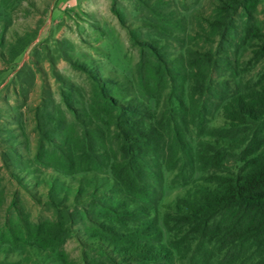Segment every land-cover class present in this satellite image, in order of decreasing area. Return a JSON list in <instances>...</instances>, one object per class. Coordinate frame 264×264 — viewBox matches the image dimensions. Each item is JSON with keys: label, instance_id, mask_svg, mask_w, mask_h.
Masks as SVG:
<instances>
[{"label": "trees", "instance_id": "obj_1", "mask_svg": "<svg viewBox=\"0 0 264 264\" xmlns=\"http://www.w3.org/2000/svg\"><path fill=\"white\" fill-rule=\"evenodd\" d=\"M220 1L175 58L153 51L149 75L137 81L144 92L123 100L98 93L74 111L82 136L49 165L85 175L69 191L57 178L48 196L63 230L81 224L96 242L88 264H264V27L255 16L264 0ZM171 21L169 39L182 29ZM166 174L185 192L161 219ZM71 196L79 206L60 210ZM48 251L68 263L64 251Z\"/></svg>", "mask_w": 264, "mask_h": 264}, {"label": "rangeland", "instance_id": "obj_2", "mask_svg": "<svg viewBox=\"0 0 264 264\" xmlns=\"http://www.w3.org/2000/svg\"><path fill=\"white\" fill-rule=\"evenodd\" d=\"M220 2L0 0V264H62L48 254L50 247L64 251L67 264H88L98 258L92 249L96 242L81 224L67 221L63 228L68 237H62L57 203L48 196L57 178L69 191L85 175H67L50 166L60 162L57 149L74 146L82 136L74 111L83 113L98 93L123 100L144 92L137 81L140 75H149L153 51L160 47L165 57L175 58L186 35L198 29V18L213 16ZM238 12L240 19L243 9ZM255 16L264 27V3ZM164 20L182 28L171 39L164 32L169 28ZM167 93H158L161 102ZM56 119L61 121L59 128ZM166 179L161 219L185 192L171 187L167 174ZM73 198L65 199L59 209L75 203ZM69 211L75 214L74 209ZM35 239L48 250H37Z\"/></svg>", "mask_w": 264, "mask_h": 264}]
</instances>
